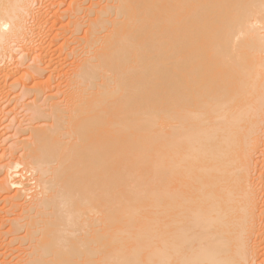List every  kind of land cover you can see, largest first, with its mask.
Segmentation results:
<instances>
[{"label":"bare ground","instance_id":"bare-ground-1","mask_svg":"<svg viewBox=\"0 0 264 264\" xmlns=\"http://www.w3.org/2000/svg\"><path fill=\"white\" fill-rule=\"evenodd\" d=\"M0 264H264V0H0Z\"/></svg>","mask_w":264,"mask_h":264}]
</instances>
